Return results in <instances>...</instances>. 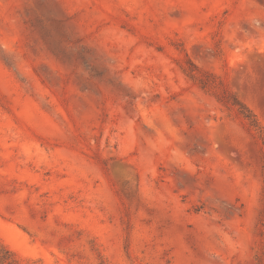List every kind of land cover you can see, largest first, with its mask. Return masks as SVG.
Returning <instances> with one entry per match:
<instances>
[{
	"label": "rangeland",
	"instance_id": "374dc122",
	"mask_svg": "<svg viewBox=\"0 0 264 264\" xmlns=\"http://www.w3.org/2000/svg\"><path fill=\"white\" fill-rule=\"evenodd\" d=\"M0 241L20 264H264V0H0Z\"/></svg>",
	"mask_w": 264,
	"mask_h": 264
},
{
	"label": "trees",
	"instance_id": "16d2710c",
	"mask_svg": "<svg viewBox=\"0 0 264 264\" xmlns=\"http://www.w3.org/2000/svg\"><path fill=\"white\" fill-rule=\"evenodd\" d=\"M188 75L198 81L200 85L204 88H208L210 90L218 87L220 90H217L216 96L218 100L226 107H238L239 113L248 120L249 124L252 127H259V122L256 115L249 109L243 102H241L221 81L217 83L214 81L212 84L207 80L203 74H198L196 72H188ZM207 76L215 78L213 74H208ZM0 264H20L16 253L10 249L7 245H5L2 241H0Z\"/></svg>",
	"mask_w": 264,
	"mask_h": 264
}]
</instances>
